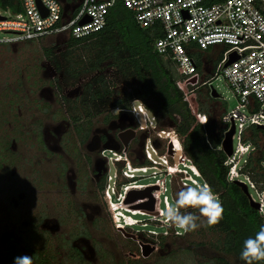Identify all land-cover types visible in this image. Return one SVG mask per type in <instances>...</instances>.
I'll return each mask as SVG.
<instances>
[{
	"label": "built area",
	"instance_id": "obj_1",
	"mask_svg": "<svg viewBox=\"0 0 264 264\" xmlns=\"http://www.w3.org/2000/svg\"><path fill=\"white\" fill-rule=\"evenodd\" d=\"M117 1L131 12L138 27L150 28L158 33L152 41V49L172 63L177 75L174 85L180 91L195 123L203 125L200 123V116L206 115L198 108L197 94L200 87L208 85L219 72L232 89L238 102L220 116L223 130L215 150H220L224 155L222 165L226 169L225 181H237L245 186L249 199L257 205V214L264 225V182L253 180L252 173L245 167L248 158L257 150L251 140L245 139L247 130L251 126L264 127V0H80L72 11L66 12L67 17H62L60 0H19L20 10L15 13L14 19L0 15V31L11 34L9 37L0 38V43L18 44L64 35L74 39L88 37L104 27L106 15ZM65 2L72 4L78 0ZM210 46L223 49L221 58L212 70L210 67L206 71L203 67L196 66L190 53L194 50L204 51ZM230 53H234L236 58L225 65ZM209 72L212 75L205 78ZM122 109V112L130 116L132 122H137L138 114L143 116L144 122L142 126L138 125L139 130L155 129V118L147 113L145 107V110L141 111L139 102L135 105L131 102L127 108ZM244 109L247 112H244ZM230 122L233 125L231 150L230 154L226 155L220 143ZM182 138L170 128L157 129L152 140L146 137L143 143V159L148 164H131L121 153L124 163L120 167V174L127 180L120 183L117 190L114 182L115 190L108 186L104 191V198L115 226L132 223L130 217L123 216L116 209L127 208L126 204L129 203L124 202L125 194L129 187L139 188L138 184L133 183L139 172L149 170V177L154 179L156 187L164 188L165 177L176 175H184L179 177L180 181L185 183L188 180L192 187L195 186L194 182L199 178L198 170L183 154L182 149H177L180 152L176 160L172 158L170 161L166 158V152L158 154L155 151V139L165 140L166 146L171 144V151L176 152L173 142L178 139L181 143ZM148 145L152 152L148 150ZM111 153L119 154L115 151ZM151 153L157 160L153 159ZM244 155L245 159H241ZM258 165L264 168V155ZM248 189L253 190L255 198L248 193ZM111 194L114 195V200ZM155 197L157 202L153 200V203L161 216L159 205L163 203L166 209L167 202L164 201L165 196L158 198L159 192ZM129 211L131 215H135L133 210Z\"/></svg>",
	"mask_w": 264,
	"mask_h": 264
},
{
	"label": "rangeland",
	"instance_id": "obj_2",
	"mask_svg": "<svg viewBox=\"0 0 264 264\" xmlns=\"http://www.w3.org/2000/svg\"><path fill=\"white\" fill-rule=\"evenodd\" d=\"M15 13L16 12L12 11L10 8H3L0 6V15L6 17L7 19H14ZM9 36H11L10 33L0 31V38ZM64 41V36L45 37L38 40L24 41L18 44H14L11 49L6 48L9 44L0 43V116L1 112H4L5 110L4 101L9 96L7 89L12 90L13 86L17 87L18 89L20 88V91H18V95L16 96L19 105L18 117L15 121H13L11 117H7L6 115L4 116V118L6 117V119H8L7 121L10 122V125L5 124L3 126H0V144L7 137L5 134L10 131L13 135H17L18 137H21L22 140H24L22 141V145L20 146L21 152L27 155L30 160H34L36 158L35 154L39 153L38 151H36L37 144H35V142L33 141V137L32 139L29 138L28 132L23 131L22 124L30 123L33 128L37 125L40 126L42 123L55 124L64 119L67 123V132L66 134L62 135V137L68 138L71 141V147L68 148L70 158L64 155V164L65 166H73V164H77L78 161V169L82 171L83 164V166L85 167V171L87 172L86 169H90L91 166L89 161H84L82 158V155H85L87 151L80 143V139L83 137L84 133L87 132L89 134V132L93 131L94 128H101L112 121H116V119H118L120 115L123 117V119L118 122L120 124L127 123L128 120L131 121V119L130 116L124 112H121L119 115H115L113 112L115 108L108 105L106 107H100L99 112H95L93 108H90L88 109V111H90V115L88 117H83L81 111L79 110V100L82 96L74 98L76 96V93H74V91H69L75 90L77 88V85H75L73 83V80L69 77L63 78L60 81V88L56 92V96H54V101H51L50 99H38V87L44 84L43 79L40 76V72L37 68L39 61L42 59L41 49L56 44L58 49V54L56 55L58 58H62L61 62L63 63V65H65L66 63V66H72V63L75 60L84 61L87 57L91 56V53H93L92 50L88 51V46L86 45L87 43H81L80 45H76L74 47L64 48L60 46L63 45ZM222 49L223 48L217 49L216 52H214L211 51V46L208 48V50L206 51L208 53V55L206 56V61L207 63H209L208 65H202V53L199 52V50H194L190 54L195 62L201 64V67H203L204 69H208V67L210 66L212 70V68L221 58ZM20 70H23V76L20 75ZM112 70L113 68H107L103 73L104 75H110ZM172 70L174 71L176 78L177 75L173 66ZM92 73L93 72L87 73L85 75H82V77H88L92 75ZM211 75L212 73L209 72L205 75V78ZM21 82L22 85L19 87V83ZM120 84L118 85L119 89H121V92H123V90H128L127 87H124ZM210 86L218 94V97L215 99L221 104V114L228 112L234 107V105L237 104L238 99L235 97L232 89L229 87V85L226 83L219 72L216 74L215 78L213 77L211 79L208 85H205L204 88L203 86L199 88L200 91H198V94L200 93L202 97V95L205 93V88L209 89ZM25 92H29V97L31 98L28 99L26 97L24 98V100H21L19 93ZM136 103L137 101H132L133 105H135ZM217 104L218 103L215 102V106H217ZM96 107L98 108L99 105ZM146 111L148 114H151L147 109ZM244 112L247 111L244 109ZM15 113L17 112L14 109V117L16 115ZM73 115H76L78 117V120L75 122L71 119V116ZM137 119V122L134 121L132 123L131 129L133 131L135 130V136L132 140H130L127 147L128 149L123 151L122 147H120L119 150L115 151L122 153L124 156H126V159L129 163L136 165L144 161V139L146 137H149L150 139L155 137V131L158 129L157 127H155V129L148 128L139 130L138 125L142 126L144 122L143 116L141 114H138ZM76 126L80 127V132H77ZM86 127H88L87 131L85 129ZM162 129L166 130L169 128L163 127ZM262 136L264 142V133ZM114 139H117L115 134L109 135L107 138L108 144L115 145ZM153 142L156 148V153L165 154L166 152V158L169 161L172 158L176 160L177 155L180 152L179 150L177 151L176 147V152H173L171 151V147L167 150L168 145L166 146L165 140L155 139ZM234 142L235 140H233V145ZM173 144L175 146L176 141H174ZM102 150L103 148L101 144L95 148L94 162L97 167H100L104 164L109 167V170L107 169L106 172V177L104 178V187H102V189L100 190L98 188V185L96 186L92 184V182L86 180L84 185L80 187L81 190L79 192L77 191L75 196H73V199L77 201V205H80L84 202L88 203L90 199H93V203H97V205H99V210H95V212H93L97 220L96 223L90 225L87 220H82V218L77 221H73L71 215L69 219L68 216L64 217L63 222L60 226L61 236H67L69 232L75 233L76 230L81 231L82 229L89 233L91 239L90 241L94 249V255L88 260L78 259L73 255V253L68 250L67 245H64V242L61 241L59 234L41 235L39 239H36L34 245L35 249L39 251L42 249L45 250L46 254L52 255L54 261L58 264H213V257L217 256V254L215 249L212 248L211 244L214 242V238L216 237V235L213 233H207L201 227L196 231L184 233L182 229L176 227L175 225L166 223L165 218L163 216H159L160 213L159 211H157V207L156 205L154 206V203V209L147 210L146 207L142 205V203L147 201L146 197L139 198L141 200L126 204L127 208H125V210H133L132 212L135 213V215L131 216L132 218H130L132 219V223L129 225L130 227L124 226V224H121L122 226L119 227L115 226L112 220L108 222L106 218H104L105 213L108 214V216L110 215V213L109 209H106L107 206L105 205L106 203L104 200L103 192L108 187L107 183L115 190L114 182L116 180L115 175L117 178L116 168L118 165L112 158L113 155L111 154V151L113 150ZM148 150L152 152L149 145ZM182 152L186 156L183 149ZM77 153L78 156L76 155ZM102 155L105 156L106 161L104 160ZM152 157L153 159L157 160L155 155L152 154ZM241 159H245V155L242 156ZM30 163L33 164L32 167L28 163H20L21 166L20 168H18V180H22L24 186L28 184L27 180H29L30 175L32 177V174H34L35 170L38 173H40L41 171L47 172L48 175L50 174V177L54 176V172L50 168L52 164L51 160L45 164L46 167L42 165V169H40L39 164L34 165L33 161H30ZM146 163L147 161H145V164ZM16 164H19V162ZM82 174L84 178V175H86V173ZM136 176H138V178H136L135 182L133 183L138 184L139 188L133 186L127 189L142 190L145 187L149 186V184L150 186H156V183L153 182L154 179L149 177V170L144 173L139 172L138 174H136ZM180 176L183 177L184 175H176L174 177L166 176L164 180V188L159 186L151 189L150 193H154V201L156 200L155 194L159 192L158 198L161 199V197L164 195V201L167 202V204H174L176 194L179 191H181L185 187H192L190 185V181L188 180H186L185 183H182V181H180L179 179ZM196 181L200 182L201 179L196 178ZM160 182H162V178L160 179ZM115 186L117 190L118 187L117 185ZM27 189L32 197L31 201L27 205V208H31V213L36 215L41 210L48 214L53 211L52 214H54L56 211H58V209H54L53 205L44 207L43 204L48 203L47 205H49V203H64V198L66 199L67 197H69L68 192L63 194L62 200L59 194L55 193L52 190L47 194L46 191H44V189L40 187H29V185H27ZM247 191L252 197L255 198V194L252 189H248ZM121 194L123 195L124 193L122 192ZM46 196L48 197V199L45 198ZM111 198L114 200V195L111 194ZM155 202H157V200ZM102 204L105 205L104 211L102 209L103 206L101 208ZM137 204H140L142 206H140L139 208L133 207V205ZM130 205H132V207ZM159 207L161 209L165 208L163 206V203H160ZM181 211L183 212L184 210L182 209ZM187 211L190 212L194 210L188 209ZM124 214L128 215V212H124ZM202 221L203 219L201 218V220L198 222L202 223ZM80 223H82V226H78ZM173 227H175L176 230H173ZM62 243L63 246L61 245ZM141 245L152 246L153 250L150 251L147 256H142ZM0 247H2L1 243ZM95 248L98 250H96L97 252L95 251ZM16 250H20L19 246L16 247Z\"/></svg>",
	"mask_w": 264,
	"mask_h": 264
},
{
	"label": "trees",
	"instance_id": "obj_3",
	"mask_svg": "<svg viewBox=\"0 0 264 264\" xmlns=\"http://www.w3.org/2000/svg\"><path fill=\"white\" fill-rule=\"evenodd\" d=\"M0 6L14 12L20 10L19 0H0ZM157 35L150 28L138 27L131 12L117 1L109 9L101 30L82 39L69 36L65 39L68 48L87 43L88 51L92 50L93 53L84 61L75 60L72 66H66L65 63L64 73L76 80L79 76L93 72L79 100L83 117L90 115V108L95 112L107 105L127 108L135 100L142 102L150 111L158 129L170 128L183 137L181 144L187 158L198 170L201 181H206L219 194L224 207L223 220L218 225L201 227L207 233L216 235L211 244L217 254L213 257V264H245L240 259L243 242L248 237H254L262 223L241 188L224 179V155L220 150H215L223 130L219 120L221 104L205 88L202 97L200 93L197 95V102L199 110L208 117V123H195L180 91L174 85L175 74L171 62L152 49V41ZM46 55L54 57L50 50H46ZM195 63L198 68L201 67L200 63ZM107 68H113L110 75L103 73ZM118 84L128 90L121 92ZM71 119L75 122L78 117L73 115ZM76 130L81 131L78 126ZM247 131L245 139L251 140L257 150L248 158L245 167L252 173L253 180L264 182V168L258 165L264 155L263 132L255 126L249 127ZM139 164H145V161ZM193 210L195 212H190L198 215V211ZM173 230L176 228L173 227ZM28 245L26 243V248ZM0 264L14 263H4L0 259Z\"/></svg>",
	"mask_w": 264,
	"mask_h": 264
},
{
	"label": "flooded vegetation",
	"instance_id": "obj_4",
	"mask_svg": "<svg viewBox=\"0 0 264 264\" xmlns=\"http://www.w3.org/2000/svg\"><path fill=\"white\" fill-rule=\"evenodd\" d=\"M67 37V35H64L65 39ZM13 46L14 44H9L6 48L11 49ZM60 46L68 48L65 41L63 42V45ZM46 50H50L54 57H48L46 55ZM57 51L58 49L56 44L41 49L42 59L39 61L37 68L44 84L38 87V99H50L51 101H54V96H56L55 94L60 88V81L63 78H68L64 73V65L61 62L62 58L60 59V57L58 58L56 55L58 54ZM205 54L202 53L201 58V61L204 64H206ZM22 72L23 70H20L21 76H23ZM89 78L90 76H79L76 80H73V83L77 85V88L69 91H74V93H76L74 98H78L84 93V85ZM21 85L22 82L19 83V87ZM18 91H20V88L18 89L15 86H13L12 90L7 89L9 96L4 101L5 110L4 112L2 111L4 114L1 112L0 126L5 124L10 125V122L7 121L8 119H6V117L4 118L5 115L7 117H11L13 121H15L18 117L19 105L18 99H16ZM19 94L21 100H24L26 97L28 99L31 98L29 97V92ZM14 109L17 112L15 113V117L13 115ZM110 123L101 128H94L93 131L89 130V134L85 132L83 137L80 139V143L87 151L85 154L86 156L82 155V158L84 161H89L91 166L90 169H86L87 172L85 171V167L82 163L80 164H82L83 170L80 171L78 169V161L77 164H73V166H65L64 164L63 156L65 155L70 158L68 148L71 147V141L68 138L62 137V135L67 132V123L64 119L55 124L42 123L40 126L37 125L33 128L30 123L22 124L23 131L28 132L29 138L32 139L33 137V141L37 144L36 151L39 153L35 154L36 158L34 160H30L27 155L21 152L20 146L22 145V141H24L21 137L13 135L10 131L5 134L7 137L5 136L6 138L0 144V243L2 244V247H0V259H2L4 263H14L15 257L28 255L32 256L34 264H58L54 261L52 255L46 254L45 250L39 251L35 249L34 245L36 239H39L43 234H59V237L61 238V241L64 242V245H67L68 250L78 259L88 260L94 255V249L90 241L91 239L89 233L82 229L81 231L76 230L75 233L69 232L67 236H61L60 226L63 222V218L68 216L69 219L71 215L73 221H77L82 218V220H87L90 225L95 224L97 221L93 212H95V210H99V205H97V203H93V199H90L88 203L84 202L77 205V201L73 199V196H75L77 191L79 192L81 190L80 187L84 185L86 180L92 182V184L96 186L98 185L100 190L104 187V178L106 177V172L107 169L109 170V167L104 164L96 170L97 166L94 162V153L95 148L100 144L102 145L105 142L106 137L108 138L111 134H117L118 129H111L108 125L114 126L117 125L118 122ZM132 123V120H128V122L124 124H131L129 127H132ZM85 129L86 131L88 130V128ZM127 149L128 148L125 150ZM104 150L106 149H103L102 151ZM76 155L78 156V153ZM102 157L106 161L105 156L102 155ZM50 160L52 161L50 168L54 172V176L51 175L52 177H50V174L48 175L47 172L41 171L38 173L35 170L32 177L30 175L29 180H27V185H29V187L36 186L38 188H43L47 194L52 190L55 193H58L62 200L63 194L67 192L69 197L66 199L64 198V203L58 202L54 204L49 203V205H47L48 203L43 204L44 207L53 205L54 209H58V211L54 214H52L53 211L48 214L43 212V210L39 211L37 215L32 214V209L27 208V205L31 201L32 197L27 189V185L24 186L21 179V181L18 180V168L21 166L20 163H28L32 167L33 164L30 163V161H33L34 165L39 164L40 169H42V165L46 167L45 164ZM18 162L19 164H16ZM123 163L124 162H122V164ZM82 173H86L84 178ZM107 185L110 186L108 183ZM45 198L48 199L47 196ZM105 203L107 209L108 205L106 200ZM105 205H101V208L103 206V211ZM130 206L132 207V205ZM140 206L133 205V207ZM104 218H106L108 222L111 220L110 215L108 216L106 213ZM78 226H82V223ZM26 243L29 244L28 248H26ZM61 245L63 246V243ZM18 246L20 249L19 251L16 250V247ZM96 250L97 249L95 248V251Z\"/></svg>",
	"mask_w": 264,
	"mask_h": 264
},
{
	"label": "clouds",
	"instance_id": "obj_5",
	"mask_svg": "<svg viewBox=\"0 0 264 264\" xmlns=\"http://www.w3.org/2000/svg\"><path fill=\"white\" fill-rule=\"evenodd\" d=\"M139 103L141 111H144L143 103ZM123 110L124 109L117 107L113 112L115 115H119ZM200 123L203 125L207 124L208 117L206 115H201ZM175 147L177 149H182V145L178 139ZM114 157H116L114 161L118 165L116 168L117 178L115 175V183L118 186L120 183L127 180L121 177L120 174V167L122 165L121 163L124 162V157L121 153L118 155L114 154L112 158ZM194 185L193 187H185L179 191L176 194L174 204H167L166 210L165 208L161 209L159 207L162 212L161 216L165 218V222L182 229L184 233L196 231L202 226L214 227L223 220L224 207L219 198V194L215 193L206 181L203 184L194 182ZM162 197H164V195ZM182 209L184 210L183 212L181 211ZM188 209H196L198 215L187 211ZM116 210L121 212L123 216H128L130 218L133 216L130 211L121 208ZM124 212H128V215L124 214ZM109 213L111 214L110 210ZM201 218H203V223L198 222ZM129 225L128 223L125 224V226ZM240 259L243 260L245 264H259V262H264V225L260 226L259 231L256 232L254 237H248L244 240L240 252ZM14 264H34V262L32 256L23 255L15 257Z\"/></svg>",
	"mask_w": 264,
	"mask_h": 264
},
{
	"label": "water",
	"instance_id": "obj_6",
	"mask_svg": "<svg viewBox=\"0 0 264 264\" xmlns=\"http://www.w3.org/2000/svg\"><path fill=\"white\" fill-rule=\"evenodd\" d=\"M60 2L62 3V17H67V14L66 12L67 11H72L80 2V0H78V2H75V3H72V4H69V3H66L65 0H60ZM39 6V4H38ZM42 14H44V12L42 11ZM236 58L235 54L234 53H230L229 56H228V60L225 62V65L230 63L232 60H234ZM209 92H210V95L214 98H217L218 97V94L216 93V91L210 86L209 87ZM123 119V117L120 115L118 117V119H116L117 122H120L121 120ZM116 121H112L111 123H115ZM110 123V124H111ZM129 125L131 124H120L118 123L117 125H108L109 128H117L118 129V132L116 134V140L114 139V142H115V145H109L108 142H107V137H106V140L105 142L102 144V148L103 149H111V150H119L120 147H122V150H125L130 142V140H132L135 136V133L134 131L131 129V127H129ZM259 129H261V131L264 133V127L262 126H259L258 127ZM233 133V125H232V122H230V125H229V128L228 130L225 132L224 134V137L223 139L221 140V147H222V150L223 152L226 154V155H229L230 154V150H231V135ZM171 147V144L168 145V149H170ZM96 170H98V167H96ZM234 183L236 185H238L242 192L248 197V194L246 192V189H245V186L240 183V182H237V181H234ZM153 188H156V186H147L145 187L144 189L142 190H136V189H131L127 192L126 194V197L124 199V202L125 203H128V202H132L136 199H139V198H144L146 197L147 198V201L142 203V205H144L146 207L147 210H152L153 208V198H152V195L150 193L151 189ZM248 200H249V203L250 205L256 209L257 208V205L256 203L252 202L249 197H248ZM141 205V206H142ZM136 206H140V205H136ZM153 250V247L152 246H148V245H141V255L142 256H147L148 253L150 251Z\"/></svg>",
	"mask_w": 264,
	"mask_h": 264
},
{
	"label": "crops",
	"instance_id": "obj_7",
	"mask_svg": "<svg viewBox=\"0 0 264 264\" xmlns=\"http://www.w3.org/2000/svg\"><path fill=\"white\" fill-rule=\"evenodd\" d=\"M217 49H220L218 46H211V51H214V52H216V50ZM208 49H206V50H204V51H200V52H202V53H206L205 54V56H207L208 55V53L206 52ZM201 63H202V65L204 64L202 61H201ZM205 65H208L209 63H207L206 61H205ZM209 68H210V66L208 67V69H205L206 71H208L209 70Z\"/></svg>",
	"mask_w": 264,
	"mask_h": 264
},
{
	"label": "bare ground",
	"instance_id": "obj_8",
	"mask_svg": "<svg viewBox=\"0 0 264 264\" xmlns=\"http://www.w3.org/2000/svg\"><path fill=\"white\" fill-rule=\"evenodd\" d=\"M153 194H154V193H151L152 198H153ZM137 200H141V199H136V200H134V201H132V202H128V203H133V202H135V201H137ZM143 200H144V199H143ZM153 200H154V198H153ZM137 208H139V207H137ZM152 209H154V208H152Z\"/></svg>",
	"mask_w": 264,
	"mask_h": 264
}]
</instances>
